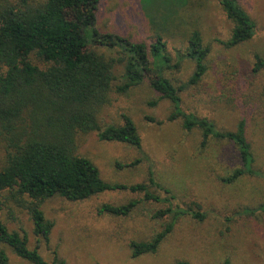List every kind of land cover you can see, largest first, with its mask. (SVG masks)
Masks as SVG:
<instances>
[{"label":"rangeland","instance_id":"374dc122","mask_svg":"<svg viewBox=\"0 0 264 264\" xmlns=\"http://www.w3.org/2000/svg\"><path fill=\"white\" fill-rule=\"evenodd\" d=\"M237 1L256 24L250 40L231 48L216 41L226 40L231 29L217 0H188L180 10V27L164 34L163 40L173 56L177 49L183 52L188 31H200L204 43L210 46L207 71L197 84L179 93L180 106L186 112L207 117L219 130H234L243 118L253 167L261 172L259 175L247 174L233 183L222 182L221 177L239 166L234 146L226 140L209 139L201 147L198 128L187 131L181 119L167 120L172 109L169 100H158L154 107L147 104L156 95L144 80L130 93L115 95L113 103L102 107L97 115L101 126L121 125L120 113H126L137 128L140 150L125 143L100 141L93 131L77 135V153L90 159L101 178L110 183L145 182L150 167L155 180L171 190L173 205L187 208L198 204L205 218H179L157 253L135 258L130 256L125 240L149 239L170 221V216L152 219L150 214L166 205L151 202L142 203L128 217L98 213L103 203L122 204L140 195L128 191H106L77 203L59 196L47 199L43 211L46 218L54 221L47 243L38 241L33 234L26 211L9 203L0 212L8 229L23 228L30 248L38 244V252L45 260L51 261L56 253L65 264H173L176 260L222 264L224 259L230 264H264V209L259 207L264 205V72L253 76L248 73L253 53L264 55V0ZM171 3L173 0H101L95 10V28L100 33H115L148 44L154 38L150 16L157 21L168 15ZM90 47L104 55H117L116 50L104 46ZM30 57L45 66L34 54ZM193 69V63L185 58L178 69L167 71V75L178 85L187 81ZM122 72L123 66L116 64L114 85L120 83ZM145 115L162 124L145 121ZM3 155L0 141V163ZM141 155L148 160L132 168L115 167V162L126 163ZM151 190L164 195L155 187ZM0 249L6 251L11 264H30L16 257L6 245L0 244Z\"/></svg>","mask_w":264,"mask_h":264},{"label":"trees","instance_id":"16d2710c","mask_svg":"<svg viewBox=\"0 0 264 264\" xmlns=\"http://www.w3.org/2000/svg\"><path fill=\"white\" fill-rule=\"evenodd\" d=\"M100 1L0 0V141L4 145L0 163V212L7 203L26 211L33 234L38 241L47 243L54 226V221L46 218L43 211L47 199L59 196L77 203L106 191L140 194L122 204L103 203L97 209L100 215L128 217L144 202L166 205L150 214L152 219L170 216L162 229L147 240H125L130 256L135 258L157 253L179 218L189 215L203 220L205 214L198 204L187 208L173 205L171 190L155 180L150 167L145 182L110 183L101 178L90 159L77 153V135L93 131L100 141L125 143L140 150L137 128L126 113H120L121 125L101 126L98 121L100 109L110 106L115 95H126L147 80L156 95L147 104L154 107L158 100H169L172 109L167 120L181 119L187 131L198 128L201 147L209 139L226 140L234 146L239 166L221 177L222 182L233 183L244 175L261 172L253 167L243 118L234 130H219L207 117L186 112L180 106L179 93L202 79L210 53L209 44L204 43L196 28L188 31L183 52L177 49L173 56L163 40L164 34L180 27L178 20L183 16L180 10L188 0H173L168 15L157 21L150 16L154 38L148 44L115 33H100L95 28V10ZM217 2L231 29L226 40L216 41L231 48L250 40L256 24L238 1ZM90 44L116 50L117 55L98 53ZM32 54L45 66L34 63ZM185 58L193 63V72L186 82L175 85L167 71L178 69ZM116 64L123 66V72L120 83L114 85ZM260 72H264V55L255 52L248 73L253 76ZM237 78L242 80L238 75ZM144 119L162 124L153 116L145 115ZM145 159L148 160L146 155H141L126 163L115 162V167L132 168ZM152 187L164 195L154 192ZM259 207L264 209V205ZM0 244L30 264H65L56 253L51 261L45 260L38 252V244L33 248L28 246L25 230H9L1 215ZM0 264H11L4 249H0ZM173 264L193 263L176 260ZM222 264L230 263L224 259Z\"/></svg>","mask_w":264,"mask_h":264}]
</instances>
